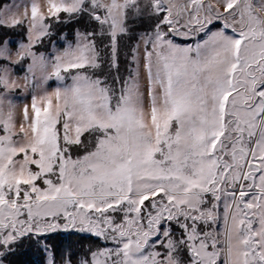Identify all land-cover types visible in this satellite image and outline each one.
Returning <instances> with one entry per match:
<instances>
[{
    "label": "snow or ice",
    "instance_id": "6c2138e0",
    "mask_svg": "<svg viewBox=\"0 0 264 264\" xmlns=\"http://www.w3.org/2000/svg\"><path fill=\"white\" fill-rule=\"evenodd\" d=\"M26 251L264 264V0H0V264Z\"/></svg>",
    "mask_w": 264,
    "mask_h": 264
},
{
    "label": "rangeland",
    "instance_id": "374dc122",
    "mask_svg": "<svg viewBox=\"0 0 264 264\" xmlns=\"http://www.w3.org/2000/svg\"><path fill=\"white\" fill-rule=\"evenodd\" d=\"M77 26L78 25H67V24L60 25L58 26L56 31L58 35L67 34L69 37H71L73 34L74 27H77ZM22 38L23 37L20 35L12 34V39L14 40H20ZM53 86H55L54 83H53ZM17 95L19 96V93H17ZM17 102L22 105L24 103V100L20 99ZM87 243L89 242L88 241L84 242L85 245ZM97 243H103V241H98ZM51 244L54 247L61 249V251L67 248H71L72 250L79 251L82 247L77 236L72 235L70 232H67V233L62 232V233L55 234L53 240L51 241ZM15 259L18 260V264H40L41 256L35 252L26 251L25 254Z\"/></svg>",
    "mask_w": 264,
    "mask_h": 264
}]
</instances>
